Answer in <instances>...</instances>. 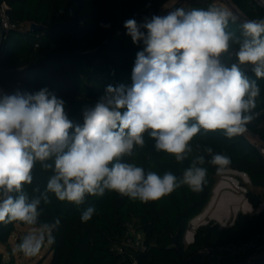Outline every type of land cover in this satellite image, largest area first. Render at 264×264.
<instances>
[{
	"label": "clouds",
	"instance_id": "clouds-1",
	"mask_svg": "<svg viewBox=\"0 0 264 264\" xmlns=\"http://www.w3.org/2000/svg\"><path fill=\"white\" fill-rule=\"evenodd\" d=\"M236 19L230 10L210 5L189 11L173 6L141 22L126 20V35L142 44L132 83L106 86L105 95L83 110L82 125L68 118L65 101L46 87L35 93L0 92V223L35 224L41 198L50 203L47 193L80 206L86 196L100 197L106 190L141 203L159 201L185 185L194 193L203 191V155L192 160L182 178L171 171L162 176L146 173L122 158L131 156L135 146H144L145 133L157 152L182 163L201 130H219L227 138L246 132L260 87L240 66L251 65L255 76L264 78V19L243 23V39L227 31ZM230 42L239 48L237 63L228 66L222 56ZM205 151L217 173L232 163L210 147ZM37 162L52 175L42 196L29 199L25 186L33 184ZM95 211L86 208L81 222L91 220ZM60 222L57 217L44 225L46 235H25L19 251L27 257L38 255L45 243L55 242L53 231Z\"/></svg>",
	"mask_w": 264,
	"mask_h": 264
},
{
	"label": "trees",
	"instance_id": "trees-1",
	"mask_svg": "<svg viewBox=\"0 0 264 264\" xmlns=\"http://www.w3.org/2000/svg\"><path fill=\"white\" fill-rule=\"evenodd\" d=\"M172 0H0L7 2L11 21L29 27L17 28L5 35L0 51V87L8 93L17 90L35 93L48 88L65 101V111L74 124H83V110L93 107L105 95L106 86H130L136 53L142 44H134L126 35L124 22L135 18L159 15ZM249 19H264V5L256 0H232ZM43 29L32 31L31 24ZM243 21L229 22L227 31L243 39ZM239 44L230 42L223 54L224 63H237L235 53ZM250 80H256L260 95L249 115L247 128L264 140V78H257L251 65H241ZM143 147L135 146L131 156L122 162L132 163L159 175L171 171L182 178L184 170L198 156L205 157L207 182L203 191L192 192L186 185L159 201L141 203L113 191L100 197L86 196L80 206L61 202L47 193L50 203L41 198L38 221L33 225L21 222L0 223V244H8L16 226L44 227L55 218L60 225L53 231L52 259L49 264H182L195 259L206 247L240 244L264 232V154L260 145L244 133L227 138L222 131L201 132L191 142L192 153L182 163L175 157L157 152L155 141L145 133ZM222 153L232 163L225 170L248 176L257 193L248 190L246 198L255 214L239 213L233 224L221 227L214 222L199 227L194 240L186 245L184 238L190 222L199 216L212 198L216 184V167L205 151ZM51 163V161H49ZM51 170L39 162L33 170V184L25 186L29 199L41 197L46 190ZM38 189V191H34ZM88 207L96 209L88 222H81V213ZM133 223L145 237L147 251L121 254L113 250L115 243ZM46 229V228H45ZM47 230V229H46ZM0 264L7 263L0 253ZM250 264H264V252Z\"/></svg>",
	"mask_w": 264,
	"mask_h": 264
},
{
	"label": "rangeland",
	"instance_id": "rangeland-1",
	"mask_svg": "<svg viewBox=\"0 0 264 264\" xmlns=\"http://www.w3.org/2000/svg\"><path fill=\"white\" fill-rule=\"evenodd\" d=\"M229 1L232 2V0ZM170 3L171 2L167 3L163 7V9L169 7ZM182 5L192 7L197 6L202 7V9H207L210 5H215L216 7L230 10L233 13L225 0H188ZM0 92L8 93L2 88H0ZM251 140L260 145L259 140L253 138H251ZM248 190H253L257 193L262 192L261 189L255 188L251 185L248 176H246L245 174L233 170H224L223 172L217 174L216 184L213 188L212 193L213 200H210L202 213L207 210L210 203H215V207L212 209V211L214 212H219L220 210L222 212V209L223 213H225L226 210L230 212L228 219L225 220L222 224H219L221 227H227L231 225L239 213L255 214L257 213V210H254L251 205V208L246 205V203L250 204L246 198V193ZM263 207L264 205L261 206V208ZM192 222H190L189 224L190 231L194 230L192 229ZM27 234L46 235L47 230L43 227L17 225L16 231L10 237L8 244H0V253L3 254L5 262L9 263L13 261L15 264H49L53 254L51 251V244L45 243L40 253L34 257H27L21 251H19L18 244ZM189 240H191L189 239V235L184 238V242L186 245L190 244ZM230 262H232V259H226L224 261V263L226 264Z\"/></svg>",
	"mask_w": 264,
	"mask_h": 264
},
{
	"label": "built area",
	"instance_id": "built-area-1",
	"mask_svg": "<svg viewBox=\"0 0 264 264\" xmlns=\"http://www.w3.org/2000/svg\"><path fill=\"white\" fill-rule=\"evenodd\" d=\"M180 7H183L186 11L196 8L187 5H182ZM10 11L11 7L7 2L0 4V25L5 30L6 34L17 28L30 26L29 24L18 25L13 23L9 15ZM260 150L264 154V147H260ZM127 227L126 234L115 243L113 250L121 254H125L127 252H131L133 254L146 252L147 245L143 233L139 231L133 223H129ZM188 229H190V226ZM263 247L264 232L240 244H226L206 247L196 255L194 260L186 263L226 264L224 263L226 259H232V262H234ZM134 264H138L137 259L134 260Z\"/></svg>",
	"mask_w": 264,
	"mask_h": 264
},
{
	"label": "water",
	"instance_id": "water-1",
	"mask_svg": "<svg viewBox=\"0 0 264 264\" xmlns=\"http://www.w3.org/2000/svg\"><path fill=\"white\" fill-rule=\"evenodd\" d=\"M188 0H172L169 7L163 9V11H161L159 13V15H163L166 14L167 10H170L173 6H181L184 2H186ZM227 2V4L229 5L230 9L233 11V13L236 15L237 18H239L241 21L246 22V21H250L251 19H249L242 11H240L238 9V7L233 3V1H229V0H225ZM258 1L260 4L264 5V1L263 0H256ZM43 29L42 25H38L36 23H32L31 24V30L32 31H37V30H41ZM5 30L1 27L0 25V51L2 49V45L4 42V38H5ZM251 138L253 139H259L262 143H264V140L261 139L258 135L254 134L252 131H250L247 127H246V132ZM213 200V196L211 198ZM211 204V203H210ZM233 224V223H232ZM194 237L192 239L191 242H193ZM264 252V247L261 249H258L252 253H250L249 255H246L245 257L234 261L232 263H227V264H250L253 260H256L262 253ZM182 264H197V263H182Z\"/></svg>",
	"mask_w": 264,
	"mask_h": 264
},
{
	"label": "crops",
	"instance_id": "crops-1",
	"mask_svg": "<svg viewBox=\"0 0 264 264\" xmlns=\"http://www.w3.org/2000/svg\"><path fill=\"white\" fill-rule=\"evenodd\" d=\"M194 7L202 9V7H197V6H194ZM214 207H215V203H211L204 213H202L199 216H197L196 218H194L192 221H194V220H198V221L195 223V225L192 226V229H194L196 231L199 227L207 225L210 222H214V224H218L219 225V224H222L225 220L228 219L229 215H227L226 217H223L224 214H225V213H223V211L222 212H221V210L219 212L212 211V209ZM193 233L195 234V232H193ZM188 234H189V229L186 232L185 238H186V236H188ZM194 234H193V236H194ZM189 239H190V237H189ZM189 241L191 243L192 240H189ZM230 263H232V262H230Z\"/></svg>",
	"mask_w": 264,
	"mask_h": 264
},
{
	"label": "bare ground",
	"instance_id": "bare-ground-1",
	"mask_svg": "<svg viewBox=\"0 0 264 264\" xmlns=\"http://www.w3.org/2000/svg\"><path fill=\"white\" fill-rule=\"evenodd\" d=\"M246 205L249 206V207L251 208L250 204L246 203ZM222 211H223V209H222ZM229 213H230V212H228V211L226 210V211H225V214H224L223 217H226L227 215H229ZM196 221H197V220H194V221L192 222V224L195 225V222H196ZM193 232H195V230H191V231L189 230V234H188V235H189V237H190L191 240H192L193 237H194V236H193V234H194Z\"/></svg>",
	"mask_w": 264,
	"mask_h": 264
}]
</instances>
